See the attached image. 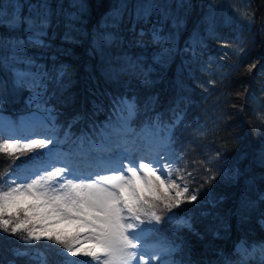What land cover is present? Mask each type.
<instances>
[{"label":"snow or ice","instance_id":"6c2138e0","mask_svg":"<svg viewBox=\"0 0 264 264\" xmlns=\"http://www.w3.org/2000/svg\"><path fill=\"white\" fill-rule=\"evenodd\" d=\"M187 7L186 0H116L104 18L103 27L93 35V51L103 55L106 48L120 42V26L127 19L129 31L134 35L133 45L142 51L138 56H122L121 68L133 71L144 86H151L154 83L150 79L152 68L141 56L150 45L155 46L157 51L149 56V60L153 66H163L176 54L177 34L184 26V18L176 9ZM247 8L251 11L250 4ZM86 13L84 0H68L67 7L59 0L56 10L50 0H41L29 5L26 16L17 10L9 17L0 9V26L16 33L23 31V35L0 36V71L9 73L15 89L30 92L28 103L35 105L40 113L29 117L19 128L11 122H0V130L6 133L0 136V154L18 159L19 154L48 148L53 143L52 136L33 138L25 133H30L36 126H54L56 113L48 107V82L63 87L61 78L66 76V69L62 66L58 75L40 71L37 58L28 50L50 47L48 36L53 16L63 18L64 39L71 40L72 34L80 31L78 24ZM254 22L253 14L247 23L251 26ZM215 30V18L212 17L208 21L209 35ZM228 43L230 41H225L224 45ZM192 44L195 47L186 45V50L190 49L194 54L203 50V39L199 34ZM228 55L224 53L225 58ZM256 69V62L246 66L249 75ZM207 83L214 85L216 81ZM0 87L7 88L4 79H0ZM180 99L182 104L187 102L183 97ZM112 103L118 121L114 125L110 117L102 134L108 139H122L126 145L124 150L90 164L89 170L61 159L58 153L50 150L33 157L27 167L0 176V234L17 237L23 246L42 240L59 246L63 250L58 253L62 256L61 264H133V261L135 264H191V261L172 258L174 253L182 250L181 244L173 241L149 246L152 234L161 231L155 225L166 217L177 229H186L199 236L193 227V217L188 213L195 211L198 204L208 203L215 209L222 202L223 197L209 199L213 195V185L218 180L235 185L243 179L250 191L255 178L241 172L239 167H228L219 149L215 156L209 155L198 161V168L174 167L183 159L175 145L178 143L177 132L187 130L185 108L176 106L171 109L172 115L167 121L151 120L135 132L130 127L137 111L135 102L121 96L114 98ZM22 138L28 142L21 143ZM84 138L82 136L81 140ZM260 163L264 166V151L260 153ZM248 191L240 201L238 214L241 219L242 212L255 203ZM256 199L264 202V191L257 190ZM183 205H193V208L186 209ZM208 215L213 219L207 231L216 235L221 230L227 233L230 224L226 216L214 211ZM10 251L13 260L8 264H15L17 259L25 257L38 259L28 247H15ZM257 256L258 264H264V242L253 245L244 242L234 246V252L225 254L219 264H253ZM39 259L40 264H46L43 257Z\"/></svg>","mask_w":264,"mask_h":264},{"label":"trees","instance_id":"16d2710c","mask_svg":"<svg viewBox=\"0 0 264 264\" xmlns=\"http://www.w3.org/2000/svg\"><path fill=\"white\" fill-rule=\"evenodd\" d=\"M39 2L41 0H0V9L9 17L17 10L26 16L29 5ZM84 2L87 13L78 24L80 31L74 32L71 40L64 39L63 18L53 16L48 36L50 47L28 50L37 58L38 70L58 75L62 66L66 69V76L61 78L63 87L48 82V107L56 113L54 126L48 127L55 129L66 148L71 143L76 145L83 135L99 140L100 130L93 126L104 127L110 117L114 125L117 123L118 117L113 114L114 98L123 96L135 102L137 111L130 125L135 132L151 120L167 121L176 106L185 108L187 130L177 132L175 145L183 159L174 167L198 168V161L215 156L219 149L228 167H239L241 172L255 178V184L248 191L243 179L235 185L218 180L209 199L223 197L222 202L215 209L208 203L198 204L195 211L188 213L193 217V227L199 236L177 229L164 219L158 228L161 231L152 234L149 241L165 238L181 244L182 250L175 253L176 260L191 261V264H219L223 256L232 254L234 246L240 243L264 242V202L256 199L257 190L264 191V166L260 163V153L264 151V0H186V9H176L184 18V26L177 34L176 54L163 66L151 65L149 56L157 51L155 46L150 45L141 56L152 68L150 79L154 83L148 87L140 82L136 73L121 68L122 56H138L142 51L133 45L134 35L129 31L127 19L120 26V42L106 48L103 55L93 51V35L103 27L104 18L116 0ZM50 3L56 10L59 0H50ZM63 3L67 7L68 0ZM210 4L214 7L210 8ZM16 5L21 7L17 9ZM253 14L255 22L250 26L247 19ZM212 17L216 30L209 35L208 21ZM197 34L203 39V50L194 54L186 50V45L195 47L192 42ZM13 35H23V31L16 33L0 26V36ZM225 41L230 43L224 45ZM226 52L229 55L225 58ZM251 62H256L257 69L249 75L246 66ZM0 79L7 83L6 89L0 87V111L8 115L10 121L18 127L32 114H38L35 105L28 103L30 92L27 89H15L6 71H0ZM209 80L216 83L210 85ZM182 97L186 103H181ZM38 150L19 154L18 159L0 154V176L13 172L23 162L32 161ZM246 191L255 203L242 212L241 219L238 210ZM183 207L192 209L193 205ZM213 211L227 217L230 224L227 233L221 230L216 235L206 230L213 219L208 213ZM41 243L23 246L17 237L0 234V248L6 255L1 264L13 260L7 255L12 254L10 249L15 247L30 248L31 253L43 257L46 264H61L62 256L58 252L63 250L49 242L45 246ZM82 258L85 257H69ZM258 260L259 256L253 262ZM15 264H40V259L32 262L25 257L17 259Z\"/></svg>","mask_w":264,"mask_h":264},{"label":"rangeland","instance_id":"374dc122","mask_svg":"<svg viewBox=\"0 0 264 264\" xmlns=\"http://www.w3.org/2000/svg\"><path fill=\"white\" fill-rule=\"evenodd\" d=\"M33 115L34 114H32L30 117H32ZM36 115H40V114L38 113ZM5 121L6 122H11V123L14 124L13 121L9 120V116L8 115H5V114H3V112L0 111V122H5ZM132 123H133V120L130 122V125H132ZM20 126H18V128ZM36 127H34L32 129V131L30 132V133H33V134H31V135H30V133H25V134H29L30 136L35 134V136L33 138H43L44 136H52V138H53V143L49 144L48 148H44V150L42 152H40L39 154L48 153L50 150L55 152V151H57L59 149V147H61L59 145V144H61V140H59L58 135L56 134V131H55V129L53 127H39V128H43L41 131L38 130L39 128H37V130H36ZM102 128L103 127H101V125H96V130L97 131L100 130L99 131V141L96 142V143H95V141H92V142H90V144L88 142V144L85 147H89V149L84 150L85 147H83V146L86 143L85 138H84L83 140H81V142H78L77 145H75V147H73L72 143H71L72 150H70V151L74 150V152H72V153H75V152L77 153L78 151L81 153V152L85 151L86 153L84 155H86L89 158L88 159L89 162L93 161V163L101 162V156L102 155L105 156L106 158H108V157L114 155L116 152L123 151L124 148L126 147V145L123 143V140L118 138V137H113L111 139L106 138L102 134ZM142 128L138 129L137 132H139ZM90 131H92V129H90ZM37 134H39V135H37ZM3 135H6V133H4L2 130H0V136H3ZM17 135H19V133H17ZM81 137L82 136H80L79 138H81ZM83 137H86V135H83ZM86 140H87V137H86ZM25 142H28L27 139L24 140V141H21V143H25ZM117 144H119V146H117ZM80 147H83V149H81V150L77 149L76 150V148H80ZM66 150L67 149H65V152H66ZM101 152L103 154L99 156V154H101ZM58 154L60 155L61 159H65V160H69V161L71 160L70 156L68 158V154H61V153H58ZM95 154L98 155V158H94ZM27 166L28 165H23L22 167H27ZM56 166L57 167L60 166L59 162H57ZM9 174H12V173H9ZM165 219H166V217H165ZM161 225H162V222L159 225H155V227L156 228H160ZM39 243H41L40 245L45 246L47 244V241L42 240ZM162 243H171V240L168 241L165 238L164 239L160 238L159 240H156V241H149V246L151 247L152 245H157V244H162ZM240 244H242V243H240ZM49 245H50V242H49ZM35 246H36V244H35ZM1 250H2V248H0V264L4 263L5 257H6V255H4V252L1 251ZM58 253H61V252H58ZM31 254L33 256L38 257L37 255H35V253H31ZM7 256L9 258H13L12 254H9ZM172 258L176 259L175 253L173 254ZM87 259H89V258L85 257L83 260H87ZM177 260H178V258H177ZM30 261L38 262L39 261V257L36 260H30ZM93 264H95V262H93ZM133 264H135V261H133ZM253 264H258V261H254Z\"/></svg>","mask_w":264,"mask_h":264},{"label":"bare ground","instance_id":"6f19581e","mask_svg":"<svg viewBox=\"0 0 264 264\" xmlns=\"http://www.w3.org/2000/svg\"><path fill=\"white\" fill-rule=\"evenodd\" d=\"M72 162H74L75 160L73 159V160H71Z\"/></svg>","mask_w":264,"mask_h":264}]
</instances>
